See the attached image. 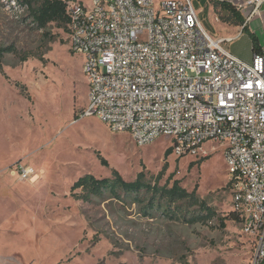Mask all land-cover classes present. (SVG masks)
I'll list each match as a JSON object with an SVG mask.
<instances>
[{
  "label": "rangeland",
  "instance_id": "rangeland-1",
  "mask_svg": "<svg viewBox=\"0 0 264 264\" xmlns=\"http://www.w3.org/2000/svg\"><path fill=\"white\" fill-rule=\"evenodd\" d=\"M214 1L194 0L198 10L207 8L200 14L204 25L219 37L232 36L225 46L251 60L252 33L264 45V17L243 31L222 20L228 12ZM10 46L0 72V264L252 263V240L240 222L221 227L216 217L190 224L159 208L145 215L144 204L124 192L121 199L106 192L89 202L73 196L72 185L87 173L112 177L114 168L133 181L143 171L154 182L163 170L161 185L173 175L189 191L196 188L221 217L232 211L221 144L208 141L196 156L172 152L166 158L172 136L138 146L130 133L114 132L95 116L81 117L88 83L84 57L71 49L68 31L55 23L37 29L28 8L0 0V48ZM20 163L37 169L39 179L21 180Z\"/></svg>",
  "mask_w": 264,
  "mask_h": 264
},
{
  "label": "built area",
  "instance_id": "built-area-1",
  "mask_svg": "<svg viewBox=\"0 0 264 264\" xmlns=\"http://www.w3.org/2000/svg\"><path fill=\"white\" fill-rule=\"evenodd\" d=\"M63 1L71 49L84 57L81 117L130 133L138 146L172 136L178 156L221 144L251 264H264V48L249 62L235 55L225 46L233 37L207 29L194 0ZM229 1L243 27L264 17V0ZM16 167L23 181L40 177L31 165Z\"/></svg>",
  "mask_w": 264,
  "mask_h": 264
},
{
  "label": "trees",
  "instance_id": "trees-1",
  "mask_svg": "<svg viewBox=\"0 0 264 264\" xmlns=\"http://www.w3.org/2000/svg\"><path fill=\"white\" fill-rule=\"evenodd\" d=\"M20 6L28 8L32 22L37 29L46 30L50 24L55 23L58 28L68 29L70 18L67 14L66 3L63 0H15ZM203 2L205 0H202ZM214 6H220L228 12L226 17H223L224 22L231 25H242L243 16L241 12L228 0H216ZM202 13H207V8H204ZM248 26L243 27V31L248 30ZM46 34H50L46 32ZM52 36V35H51ZM252 51L261 49L259 40L252 33ZM13 51V47L0 48V72H2L3 55L5 52ZM25 60V59H24ZM24 92V87L20 83ZM173 148L169 147L165 151L166 158L171 155ZM97 156L102 165L109 167V162L106 158L97 152ZM204 157L203 160H205ZM164 166V170L167 168ZM163 170L157 175L154 182L148 181L146 174L139 172L133 181L125 180L122 175L112 169V177L98 178L93 174L87 173L80 176L72 185L71 191L73 196L89 202L94 196L102 197L106 192H109L113 197L121 199V192L126 195L134 196V201L139 204H144L145 215L151 213L157 208L163 209L165 214L174 220H183L187 223H207L210 220L218 217L221 227L226 226L227 220L241 221L240 215L232 209L228 215L221 217L214 206L209 205L205 200L201 199L197 193V189L189 191L181 186L179 179H173L170 175L164 185L160 184L163 177ZM173 180L170 185V181ZM231 184V183H230ZM80 189L81 193L75 191Z\"/></svg>",
  "mask_w": 264,
  "mask_h": 264
},
{
  "label": "crops",
  "instance_id": "crops-1",
  "mask_svg": "<svg viewBox=\"0 0 264 264\" xmlns=\"http://www.w3.org/2000/svg\"><path fill=\"white\" fill-rule=\"evenodd\" d=\"M229 1V0H228ZM200 12H202L203 11V8L201 9V10H199ZM262 12H263V14H264V5H263V7H262ZM242 14V13H241ZM242 16H243V22H244V20H245V15L244 14H242ZM260 16L259 15H255L253 18H252V20L251 21H253L254 19H256V18H259ZM248 26V28H249V24L247 25ZM237 27H240V28H242L243 29V24L242 25H238ZM259 40V39H258ZM259 44H260V46H261V48H263L264 47V45H262L261 44V42H260V40H259ZM236 55V54H235ZM239 57V56H238ZM241 58V57H240ZM241 59H243V58H241ZM243 60H245V59H243ZM252 60V59H251ZM251 60H245V61H251Z\"/></svg>",
  "mask_w": 264,
  "mask_h": 264
}]
</instances>
